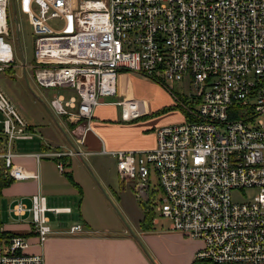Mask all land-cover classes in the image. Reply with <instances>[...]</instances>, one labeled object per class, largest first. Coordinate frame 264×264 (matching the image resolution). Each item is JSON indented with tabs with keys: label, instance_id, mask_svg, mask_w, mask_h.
<instances>
[{
	"label": "built area",
	"instance_id": "built-area-1",
	"mask_svg": "<svg viewBox=\"0 0 264 264\" xmlns=\"http://www.w3.org/2000/svg\"><path fill=\"white\" fill-rule=\"evenodd\" d=\"M8 0H0V69L13 65L6 39ZM33 33L29 61L41 86L54 91L48 105L81 128L71 143L25 152L37 161L61 154L85 155V130L97 103L119 105V116L143 112L145 101L117 93L119 70H133L161 86L180 112L153 125V145L106 148L119 180L135 178L136 193L149 195L148 173H156L168 227L201 240L193 259L208 264H264V0H20ZM57 20V21H54ZM60 22V23H59ZM177 92H173V86ZM105 97V98H104ZM34 130L0 89V176L37 177L12 161L11 142ZM0 137V144H1ZM253 194L235 199L245 189ZM70 205L46 204L42 192L7 206L9 216L29 223L26 231L4 228L0 219V264H42L41 252L25 251L29 235L41 243L60 232L49 221ZM146 209H148L146 207ZM155 216L152 214L151 217ZM84 230L78 222L64 228ZM63 230V231H64Z\"/></svg>",
	"mask_w": 264,
	"mask_h": 264
},
{
	"label": "crops",
	"instance_id": "crops-1",
	"mask_svg": "<svg viewBox=\"0 0 264 264\" xmlns=\"http://www.w3.org/2000/svg\"><path fill=\"white\" fill-rule=\"evenodd\" d=\"M117 73V93L108 97L115 99L124 95L142 98L145 104L141 114L123 119L119 116L118 104L103 101L97 103L92 109L90 127L85 130L81 145L91 151L85 155L61 154L58 158L64 162L65 167L60 171L54 162L56 157L46 155L42 157L49 158L40 157L36 161L33 156L25 153L46 146L56 149L67 147L71 143L70 128H81V122H71L64 114L53 113L48 107L52 122L36 126L27 121L35 132L31 138H25L31 149L14 150L16 153L12 156L13 162L22 164L28 170H36L37 177L10 179L0 185V219L3 226L6 221L22 223L20 228L9 229L11 231H26L29 227L25 218L17 220L9 216L7 206L13 199L21 197L28 202V195L38 190L44 194L47 205H70L69 211L60 213L65 218L63 223L52 220L48 213L51 226L62 231L50 232L41 243L29 241L25 247H29L31 252H41L42 264H189L194 260L195 251L202 245L200 239L189 238L169 229L168 225L165 228L154 225L157 222L156 216L152 217L149 227L139 225L141 217H138L133 228H106L94 224L80 209L85 186H93L92 177L83 160L86 156L98 153L95 150L101 146L133 148L153 145L152 126L173 120L170 112L180 117L171 96L151 79L133 70L122 69ZM151 91H154V95L159 94L158 98L153 97ZM149 99H152V104ZM147 114L148 117L144 118ZM64 170L75 183L65 175ZM73 207H78L81 218H75ZM78 221L84 230H64L70 223Z\"/></svg>",
	"mask_w": 264,
	"mask_h": 264
},
{
	"label": "rangeland",
	"instance_id": "rangeland-1",
	"mask_svg": "<svg viewBox=\"0 0 264 264\" xmlns=\"http://www.w3.org/2000/svg\"><path fill=\"white\" fill-rule=\"evenodd\" d=\"M7 5L8 32L6 39L10 42L13 50V65L0 69V89L8 94L24 120L36 126L45 122L51 123L52 119L48 108L50 95L59 90L68 95L73 90L61 86H41L36 82L29 66L33 52V33L30 24L24 9L21 7L20 0H8ZM173 87V92H177V86L174 85ZM151 94L155 98L159 96V94L154 95V91H151ZM148 101L150 104L153 103L152 99ZM169 114L170 118H174L173 120L177 119L175 112ZM147 117L148 114L144 118ZM0 137H2L0 146L3 147L4 139L3 136L0 135ZM27 141L23 138L12 140L11 149H31L26 144ZM83 160L86 162L85 165L92 177L93 186H85L80 209L82 213L88 215L94 224L106 228L125 226L130 229L135 226L134 221L138 217H141L144 223L146 222L143 211L147 207L149 212L156 216L157 222L154 225L161 228L167 227V217L160 216L156 207L160 203V191L156 173L153 170H150L147 176L149 195L146 197L144 194L136 193L133 189L135 178L119 180L115 172V160L111 154L107 152L93 153ZM253 192L252 188L245 189L242 193L238 191L234 197L236 200L245 199L250 197ZM72 210L75 211V218H81L78 207H73ZM48 213H50L52 220H57L58 223L65 221L64 215L60 213L56 215L51 214L50 211ZM2 218L4 219V217ZM66 220L70 219L67 218ZM20 226L22 223L13 221H6L4 224L6 229L20 228ZM29 236H31L29 241H35L36 236ZM24 250L31 252L29 247Z\"/></svg>",
	"mask_w": 264,
	"mask_h": 264
},
{
	"label": "trees",
	"instance_id": "trees-1",
	"mask_svg": "<svg viewBox=\"0 0 264 264\" xmlns=\"http://www.w3.org/2000/svg\"><path fill=\"white\" fill-rule=\"evenodd\" d=\"M63 172L65 173V175H66L67 177H69V178L72 180L73 183H75V182L73 181L72 176H70V174H69L67 171L64 170ZM7 180H10V179H7V178H5V177H1V176H0V185L3 184L4 182H6ZM143 213H144V215H145L146 222L144 223L143 220H142V218H141L139 224H140L141 226H143V227H149L150 224H151V219H152L151 216H152V214H151V212H149V210L146 209V208L144 209ZM189 264H208V263L205 262V261H203V260L195 259V260H193V262H191V263H189Z\"/></svg>",
	"mask_w": 264,
	"mask_h": 264
}]
</instances>
